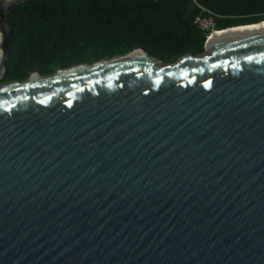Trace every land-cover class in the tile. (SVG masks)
<instances>
[{"label":"water","instance_id":"95a60500","mask_svg":"<svg viewBox=\"0 0 264 264\" xmlns=\"http://www.w3.org/2000/svg\"><path fill=\"white\" fill-rule=\"evenodd\" d=\"M26 1L0 0V264H264V31L3 84Z\"/></svg>","mask_w":264,"mask_h":264},{"label":"trees","instance_id":"16d2710c","mask_svg":"<svg viewBox=\"0 0 264 264\" xmlns=\"http://www.w3.org/2000/svg\"><path fill=\"white\" fill-rule=\"evenodd\" d=\"M197 16H212L214 31L253 24L264 20V0H28L7 17L2 83L138 48L164 65L200 56L209 33L194 23Z\"/></svg>","mask_w":264,"mask_h":264},{"label":"bare ground","instance_id":"6f19581e","mask_svg":"<svg viewBox=\"0 0 264 264\" xmlns=\"http://www.w3.org/2000/svg\"><path fill=\"white\" fill-rule=\"evenodd\" d=\"M264 31V23L253 25L249 27H241V28H234L229 30H223L218 32H212L209 35L208 44L212 43V41L221 40V39H228V38H235L239 36H244L249 33L253 32Z\"/></svg>","mask_w":264,"mask_h":264},{"label":"built area","instance_id":"2783aa9c","mask_svg":"<svg viewBox=\"0 0 264 264\" xmlns=\"http://www.w3.org/2000/svg\"><path fill=\"white\" fill-rule=\"evenodd\" d=\"M204 10V9H202ZM194 23L202 30L206 31L209 33V35L214 31V20L212 18V16H208V17H201V16H197L195 18Z\"/></svg>","mask_w":264,"mask_h":264},{"label":"rangeland","instance_id":"374dc122","mask_svg":"<svg viewBox=\"0 0 264 264\" xmlns=\"http://www.w3.org/2000/svg\"><path fill=\"white\" fill-rule=\"evenodd\" d=\"M207 53H209V51L208 50H205V52L203 53V54H207ZM201 56V55H200Z\"/></svg>","mask_w":264,"mask_h":264},{"label":"snow or ice","instance_id":"6c2138e0","mask_svg":"<svg viewBox=\"0 0 264 264\" xmlns=\"http://www.w3.org/2000/svg\"><path fill=\"white\" fill-rule=\"evenodd\" d=\"M248 59H249V60H251L252 58H251V57H249Z\"/></svg>","mask_w":264,"mask_h":264}]
</instances>
